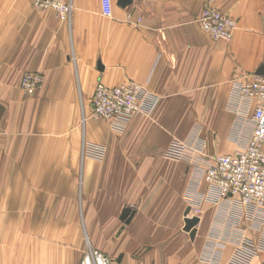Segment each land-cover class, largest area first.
Instances as JSON below:
<instances>
[{"label":"crops","instance_id":"obj_1","mask_svg":"<svg viewBox=\"0 0 264 264\" xmlns=\"http://www.w3.org/2000/svg\"><path fill=\"white\" fill-rule=\"evenodd\" d=\"M65 1L69 22L0 0V264H80L88 248L113 264H229L245 241L264 264V210L221 198L194 160L168 156L174 142L193 158L246 150L254 105L240 78L264 68V0L213 2L238 22L229 42L197 21L211 0H113L111 18L101 0ZM27 73L43 76L31 97ZM128 82L156 99L150 115L123 132L83 124L99 84Z\"/></svg>","mask_w":264,"mask_h":264},{"label":"built area","instance_id":"obj_2","mask_svg":"<svg viewBox=\"0 0 264 264\" xmlns=\"http://www.w3.org/2000/svg\"><path fill=\"white\" fill-rule=\"evenodd\" d=\"M33 7L43 11H53L61 22H69L73 5L65 0H29ZM209 1L198 23L215 41L229 42L234 38L238 22L222 13L213 2ZM104 16L111 18L113 0H101ZM264 27V11L262 14ZM240 95L254 105L253 122L255 130L244 152L235 155H217L214 157L196 156V151L182 142H174L168 151L173 159L195 161L201 169L205 182L221 198H238L239 202L251 210H264V73L241 76ZM43 85V76L38 73H27L21 86L26 93L32 94ZM156 105L146 90L137 83L128 82L122 86L109 88L99 84L91 98L90 118L105 121L112 125L116 132H123L129 122L139 115H150ZM261 252L252 241L240 244L229 264H252L250 260ZM80 264H113L101 252L89 249Z\"/></svg>","mask_w":264,"mask_h":264},{"label":"rangeland","instance_id":"obj_3","mask_svg":"<svg viewBox=\"0 0 264 264\" xmlns=\"http://www.w3.org/2000/svg\"><path fill=\"white\" fill-rule=\"evenodd\" d=\"M25 76V75H24ZM23 76V77H24ZM23 77H22V79H23ZM22 79H21V82H22ZM21 82H20V88H21V90H22V92H23V94L25 95V96H27V97H31V96H33V95H35L37 92H39L40 90H41V88L40 89H37L35 92H33L32 94H30V93H26L23 89H22V86H21ZM95 93V92H94ZM94 95V94H93ZM90 109V108H89ZM90 116H91V109H90V112L88 113V114H86V112L84 111V108H83V124H85L88 120H91V121H95V120H93V119H91L90 118ZM95 122H102V121H95ZM105 122V121H104ZM108 123V122H107ZM110 124V123H109ZM110 127H111V129L112 130H114L113 128H112V125L110 124ZM9 239H11V241H9L8 243H7V245H8V248L10 249V247H13L14 245H15V243H14V235H9ZM3 245H5L4 247L6 248V244H3ZM0 248H1V244H0ZM89 249H92V248H88V250ZM1 250V249H0ZM87 250V251H88ZM92 250H95V249H92ZM87 251H85L84 252V254H83V256H82V258H81V261H82V259H83V257L85 256V254H86V252ZM96 251H98V250H96ZM100 252V251H99ZM10 253H12V251H8V253L7 254H10ZM102 253V252H101ZM258 253V252H257ZM103 255H105V256H107L110 260H111V258L108 256V255H106V254H104V253H102ZM259 255V253L254 257V258H256L257 256ZM254 258H252L251 260H250V262H252L253 261V259ZM81 261H80V263H81ZM0 262H6L5 260H2L1 259V251H0ZM9 262H10V260H9ZM25 262H27L26 260H25ZM111 262H112V260H111Z\"/></svg>","mask_w":264,"mask_h":264},{"label":"water","instance_id":"obj_4","mask_svg":"<svg viewBox=\"0 0 264 264\" xmlns=\"http://www.w3.org/2000/svg\"><path fill=\"white\" fill-rule=\"evenodd\" d=\"M118 2L122 7H126L127 5L132 3V0H118ZM263 73H264V68H262L261 70L257 72L258 75H262ZM189 212L190 210L187 211V215L189 214ZM128 214H129V209L124 212L123 219L124 218L126 219ZM185 223H186L185 231L189 232L191 234L192 239H194L196 235L195 227L199 224V218H196V217L191 218V219L187 218L185 220Z\"/></svg>","mask_w":264,"mask_h":264}]
</instances>
